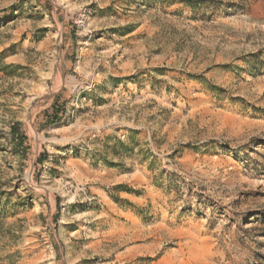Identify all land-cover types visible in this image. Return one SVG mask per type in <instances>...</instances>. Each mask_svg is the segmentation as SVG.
Returning <instances> with one entry per match:
<instances>
[{"label":"rangeland","instance_id":"1","mask_svg":"<svg viewBox=\"0 0 264 264\" xmlns=\"http://www.w3.org/2000/svg\"><path fill=\"white\" fill-rule=\"evenodd\" d=\"M0 264H264V0H0Z\"/></svg>","mask_w":264,"mask_h":264}]
</instances>
